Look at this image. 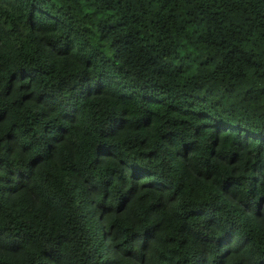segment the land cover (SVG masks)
I'll return each mask as SVG.
<instances>
[{"label":"trees","instance_id":"obj_1","mask_svg":"<svg viewBox=\"0 0 264 264\" xmlns=\"http://www.w3.org/2000/svg\"><path fill=\"white\" fill-rule=\"evenodd\" d=\"M261 199L264 0H0V264H264Z\"/></svg>","mask_w":264,"mask_h":264},{"label":"clouds","instance_id":"obj_2","mask_svg":"<svg viewBox=\"0 0 264 264\" xmlns=\"http://www.w3.org/2000/svg\"><path fill=\"white\" fill-rule=\"evenodd\" d=\"M98 87H104L106 85L97 84ZM91 87V85L89 86ZM207 127V125H205ZM174 136V139L170 140L169 143L175 146L177 143V139L181 142L185 140V137L183 135L179 136L178 138H175V134H172ZM196 135H200V130H196ZM244 139H247V136L244 137ZM205 147L207 145L205 144ZM184 153L187 154V152L191 151V145L185 144L184 145ZM214 154L217 151L216 149L213 150ZM175 155H180L181 153L179 151H176L174 153ZM220 159H224L223 156L220 157ZM186 163H190V158ZM119 179L126 184V175H121ZM133 191H138V189H133ZM225 193L227 196V203L230 206V208L234 212L240 213V215H243L245 212L248 211V209L251 207V200L252 197H248L249 202H245L244 195L239 192H233L231 190V185H226L225 187ZM255 195V193H253ZM123 206V205H122ZM256 209L261 214H264V199H261L256 204ZM109 211H112V209H109ZM147 212H150V209H146ZM202 215H204L207 219L204 222V225L201 228L200 232H195L194 234L198 237H201V232L205 229L212 231L214 233H220L219 239H216L214 241L215 244H217L220 247H224L226 245H230L233 240L235 239V233L237 230V226L235 224V219H239V217H235L233 220V223H228L225 220H222L220 216L217 215L218 209L212 205L207 208H201L198 210ZM144 221L142 218L137 217L134 218L133 223L134 224H142ZM193 234V233H190ZM110 235V233L106 234ZM203 239V237H201ZM137 239V238H134ZM139 244L138 249L139 251H132L131 249L125 251L123 244L120 245V247H113L109 245L108 252L110 256V264H146L145 261V251L149 249V240L145 236H140L139 238ZM64 241L61 239V241L58 242V246L55 249L56 252V258L53 259L52 264H66L68 260L71 259L70 254L68 253L67 249L63 246ZM159 250L158 249H152V255L157 254ZM231 251V249H229ZM227 255V252L225 253Z\"/></svg>","mask_w":264,"mask_h":264}]
</instances>
